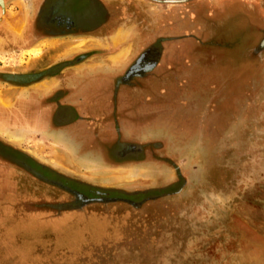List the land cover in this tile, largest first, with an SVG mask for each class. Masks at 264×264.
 Wrapping results in <instances>:
<instances>
[{
	"label": "rangeland",
	"instance_id": "374dc122",
	"mask_svg": "<svg viewBox=\"0 0 264 264\" xmlns=\"http://www.w3.org/2000/svg\"><path fill=\"white\" fill-rule=\"evenodd\" d=\"M139 1L134 3L136 11L146 19H120L118 27L123 34L115 41L116 30L107 37L37 39L30 35V24L38 0H4V5L0 4V96L7 104L15 105L17 95L31 86L14 81H21L20 75H32L39 68L47 69L54 54L64 53L76 43L80 50L119 44L128 40L130 26L136 32L145 30L153 41L159 37L166 41L167 36L161 35L165 30H159L161 15L177 5ZM119 3L125 5L122 0ZM231 19L239 26L236 17ZM259 26L264 33V23ZM249 28L243 29L239 41L225 33L212 45L218 52L215 60L210 58L216 66V79L199 82V87L193 89L195 94L209 95V100L201 97L193 101L199 103L195 111L189 109L188 100L181 99L175 113L166 112L153 121L165 128L152 135L163 141L161 153L169 162L167 166L153 162L150 168H143L145 174L136 171V176L130 178L123 175L125 169L103 164L72 165L77 177L116 185L140 182L157 186L161 178L162 183L173 181L178 171L182 180L167 195L136 203H92L61 217L57 216L58 206L26 201L29 204L15 217L9 214L4 263L264 264V46L260 45L264 36H251ZM79 53L83 54L69 52L60 60L75 59ZM179 83L185 97L189 83L182 78ZM6 124L11 130L24 126H15L13 121ZM35 135L25 132L28 149L37 143L39 136ZM40 141L47 156L49 146L44 139ZM15 170L9 167L8 171ZM144 176L151 178L145 180ZM9 180H15V176L9 174ZM154 194L152 190L147 195ZM38 206L51 211L26 210Z\"/></svg>",
	"mask_w": 264,
	"mask_h": 264
},
{
	"label": "flooded vegetation",
	"instance_id": "af4514ba",
	"mask_svg": "<svg viewBox=\"0 0 264 264\" xmlns=\"http://www.w3.org/2000/svg\"><path fill=\"white\" fill-rule=\"evenodd\" d=\"M135 1L122 0L125 5L121 6L119 0L110 3L107 0H38L35 18L30 24V35L37 39L78 35L107 37L111 33L113 34L115 30L121 32L118 27L120 19H126L127 21L146 19L141 11H136ZM151 1L140 0L139 2L145 4ZM197 1L155 0V3L159 4L177 5L161 15L159 30H165L166 27L169 30L178 27L181 34L183 33L178 39L188 38V41L196 38L199 29L205 33L210 32L211 27L205 25L204 27L200 25L197 28L193 27L199 22L198 17L200 14L197 10L199 7ZM0 4L3 6L4 0H0ZM249 8H251L250 4L247 15L249 18H253V22H248L249 29L252 31L251 36L256 37L258 34L264 36V33L259 30V24L264 23V20L260 19L259 16L255 18L252 14L253 11ZM208 9L209 4L205 3L203 5L204 13H207ZM206 15L209 16L210 13L202 14V16L208 18ZM206 25L210 26L208 20ZM127 29L128 33L136 35V39L139 36L137 45L140 47L134 58L118 73L113 74L114 77L109 84L101 83L100 79H103L104 74L101 69L94 71V73L97 72V74H93L95 79H92V81L94 83L88 82V80L85 81L83 74L88 71L81 73L71 71L74 65H78L84 60L92 59L95 61L98 59L97 57H102L105 52L114 51L109 47L103 48V45L101 48L88 47V50H85L86 53L82 51L83 54L85 53L84 55L79 53L75 59H66L51 64L46 67L47 69L39 68L32 75H20L19 77L22 80L14 82L20 83V85H29V87L33 85H39L36 87H43V89L45 86L49 87L47 93L42 97L40 106L41 110L47 112L48 104H52L53 108L49 120L52 129L62 128L68 132L71 131L72 138L78 136L77 143H82L79 145L87 146L88 149H95L98 154L96 156L103 162L117 164L145 161L167 166L169 162L166 157H162L163 154L161 153L164 146L162 139L152 135L150 141L144 142L143 136H137L139 134L143 135V129L149 128L150 125L147 122L150 119L153 122L155 119L160 118L158 115H154V112L159 111L144 108L142 103L144 97L148 99L152 97L156 101L161 100L160 93L167 90L160 82L161 78L159 77L160 48L161 44L166 42L167 39L164 41V37H159L156 41L160 44L153 40L148 43L152 39L150 38L152 35L145 30L136 32L134 27L131 26ZM231 31L235 41L237 39L239 41L245 33L240 30L241 33L237 34L234 27ZM155 34L157 35V32H154ZM175 39L177 38L170 37L168 40ZM109 41H112L111 38ZM260 43H262L261 46H264V38H261ZM72 76V80L69 81ZM180 79L176 80V84H174L177 92L182 90L179 89L181 87ZM183 80L185 79L183 78ZM104 84H106L105 88ZM157 88H159V91L156 90ZM131 97L136 98V105H142V107H128L132 101ZM150 111L153 113H150ZM163 130L165 131V128L162 126ZM148 132L149 130H146V133ZM156 132H159V129ZM11 150H7V155L16 159L13 161L14 164H10L9 167L17 169L18 172H13L15 173V180L8 181L9 191L17 188L19 193L24 194L22 196L24 201H31V198H33L34 200L38 199L39 202L41 201V204L48 203L49 206H58L60 207L58 209L59 213L62 210L65 212L79 210L82 206L104 201L136 203L147 200V198L151 199L152 196L156 198L159 194L160 196L167 195L168 190L173 189L182 180L181 174L177 171L173 181L162 183L163 179L161 178V182L157 186L149 188L126 190L104 187L82 180L75 175L62 174L46 165L31 160L19 151L13 152ZM28 177L31 179H27ZM152 190L155 194L147 195ZM30 192L34 195H30ZM48 211L50 212L51 208H48Z\"/></svg>",
	"mask_w": 264,
	"mask_h": 264
},
{
	"label": "crops",
	"instance_id": "0c3cea01",
	"mask_svg": "<svg viewBox=\"0 0 264 264\" xmlns=\"http://www.w3.org/2000/svg\"><path fill=\"white\" fill-rule=\"evenodd\" d=\"M199 4L198 7V13L200 14L198 19L199 22L194 25L193 27H198L200 25L201 27L207 26L211 27L210 32L205 33L202 30H198L199 33H197L195 39H191V41H188V38L185 39H178L182 34L180 32V29L178 27H173L171 30H169L167 27L165 29V32L162 31L161 35L167 36V41L161 44L160 48V69H159V77L160 82L167 88V90L163 93H160L161 100L156 101L153 100L152 97L143 98V107L147 109H155L154 115H160L164 113H175L174 111L178 108V102L181 99L188 100V104L190 105V110L197 111L199 108V103H194L193 101H199L202 97V100L208 99L209 95H200L194 93V87H199V82L206 83V82H214L216 79L215 68L216 66L211 64L210 58L214 59L216 58V54L218 53L216 49L213 48V44H217V38L219 36H223L222 34L227 33L226 35H233V32L230 33L227 32V28H235L236 33L240 34V30L247 29L248 28V22H253L252 17H248V7L249 4L251 5V9L253 11L252 14L255 18H259L264 20V3L262 1H256V0H198ZM205 3L209 4V9L207 10V13H204L203 11V5ZM248 6V7H247ZM253 7V8H252ZM205 16H202V14H208ZM237 18L239 21V26H235L232 23L231 18ZM210 22V26L206 25V21ZM220 22V23H218ZM224 22V23H223ZM222 25V26H221ZM221 26L219 29L218 27ZM200 27V28H201ZM213 27L214 30H212ZM222 30V31H218ZM208 31V30H207ZM197 32V31H196ZM204 32V33H203ZM123 33L120 31L115 35V41L120 39ZM170 34V35H169ZM247 34V32H246ZM236 35V34H235ZM131 37V38H130ZM170 37L177 38L175 40H168ZM205 38V42L203 43L202 38ZM151 38V37H150ZM112 40V39H111ZM150 39L148 43L151 41ZM185 40V41H184ZM198 40V41H197ZM112 42V41H111ZM190 42V43H188ZM77 44V46H76ZM73 45L70 49H67L64 53L60 54H54V60L51 61V64L61 62L62 58H66L69 52H82L85 50H88V47L86 46L84 50H80V44L76 43ZM103 48H111L114 49L112 52H105L101 58L96 59L95 61L92 59H87L79 63L78 65H74L71 69V71H78V72H86L83 74V77L85 78V81L88 80V82L94 83L92 79H95L93 74L94 71H97L96 69L103 70L104 74L102 76L103 79L101 80V83L109 84L111 82V79L114 77L113 74H116L119 72L120 69H122L126 64L130 62L136 55L137 51L139 50V47L137 45V39L136 35L128 33V40L125 42H121L119 44H113L109 43L108 45H103ZM77 47V48H76ZM108 48V49H109ZM80 50V51H79ZM105 50V49H104ZM190 62V64H188ZM65 72V71H64ZM77 76V75H75ZM74 76V77H75ZM188 81L189 84L187 88L188 91L185 93L186 96L183 97L184 92H177V89L174 88V84H176V80L182 78ZM69 81L72 80L73 76L70 77ZM189 79V80H188ZM204 80V81H201ZM82 83V82H80ZM87 83V82H86ZM106 84H104V88L106 87ZM39 85H33L28 90L23 89L22 93H19L16 98L15 105L12 103L7 104V100L3 98V96H0V264H6L4 263L7 260V245H8V225H9V214L11 213V217H15V213L21 211L23 209L24 205H27L29 203H26V200L24 201L23 193H19L17 188L11 189L9 191L8 189V181H9V174L14 176L15 173H9V165L14 164L13 161L16 159L14 157H9L7 155V150L12 149L13 152H21L22 154L27 155L31 160L46 165L47 167L60 172L65 175H73L72 173V165L79 163V164H89V163H98L103 164L108 167H112L115 170L119 169H125L122 173L123 175H130L136 176L135 172L138 171L139 173L143 172L145 174L147 168L152 166V162H125V163H117V164H109L106 162H103L98 156L95 149H88L87 146L79 145L82 143H77L78 136L75 138H72V132L66 131L62 128H53L50 126V115L52 110V104H48L47 112L41 110V101L42 97L47 91L49 90L46 86L44 87H36ZM47 88V89H45ZM103 88V89H104ZM188 94V95H187ZM204 96V97H203ZM130 99V97H129ZM132 101L129 103L130 108H141L142 105H136V98L131 97ZM5 102V103H4ZM50 103V102H48ZM193 104V105H192ZM49 111V112H48ZM161 111V112H160ZM152 111H150L151 113ZM153 113V112H152ZM193 113V112H191ZM153 115V114H152ZM151 115V116H152ZM160 119V118H159ZM159 119H155V121H158ZM15 123L17 125H24L19 126L22 128L11 130L7 128V124L11 122ZM49 123V125H48ZM6 124V125H5ZM26 124V125H25ZM147 124H149L148 129H143V135H137L138 137L143 136L144 142L147 140H151L152 138V132L153 130L157 131L159 129V132L162 131V123L160 124H153L152 119H150ZM5 125V126H4ZM155 128V129H153ZM146 130H149L148 133H146ZM25 132H31L35 133V136H39V139L37 143H34L32 146L33 148L28 149L25 145L24 137ZM10 133H14L13 136H9ZM130 134V132L128 131ZM74 134V133H73ZM12 135V134H11ZM44 135H47L46 138H44ZM131 135V134H130ZM72 136V137H71ZM132 136V135H131ZM136 136V137H137ZM40 139H44L48 146H49V152L48 155H44L45 147L43 143L40 141ZM46 146V145H45ZM44 148V149H42ZM53 149V151H52ZM144 168V169H143ZM14 169V168H13ZM18 170L16 169V171ZM151 173V172H149ZM122 175V174H121ZM77 176V175H75ZM79 177V176H78ZM16 178V177H15ZM82 180L88 181L87 179H84L82 177H79ZM125 178V177H124ZM127 178V177H126ZM138 178V177H137ZM151 177L144 176L145 180H148ZM31 179V178H27ZM13 181V180H12ZM94 184H97L99 186L104 187H115V188H122L126 190H135V189H143V188H149L151 185H148V183H132L131 185H125V183H120L119 185L113 184V183H95L92 181H88ZM119 182H125L118 181ZM128 182V181H126ZM132 186V187H131ZM30 195H34L32 192L29 193ZM38 200V199H37ZM31 198L30 204H38L41 205V201H37ZM46 203V201H44ZM48 204V203H47ZM27 211H48L47 208H33V209H26ZM67 213L64 210L57 215L62 216V214ZM14 243L17 244V237L14 238Z\"/></svg>",
	"mask_w": 264,
	"mask_h": 264
},
{
	"label": "bare ground",
	"instance_id": "6f19581e",
	"mask_svg": "<svg viewBox=\"0 0 264 264\" xmlns=\"http://www.w3.org/2000/svg\"><path fill=\"white\" fill-rule=\"evenodd\" d=\"M76 46H77V44H76ZM77 47H78V46H77ZM77 47H76V48H77Z\"/></svg>",
	"mask_w": 264,
	"mask_h": 264
}]
</instances>
